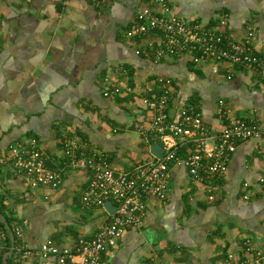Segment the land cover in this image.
<instances>
[{"label":"crops","instance_id":"crops-1","mask_svg":"<svg viewBox=\"0 0 264 264\" xmlns=\"http://www.w3.org/2000/svg\"><path fill=\"white\" fill-rule=\"evenodd\" d=\"M148 1L0 0V154L34 137L46 165L61 175L58 187H31L12 162L0 163V199L15 236L10 264H60L56 255L35 249L47 239L71 248L107 219L108 212L82 202L90 172L64 154L63 139L72 136L86 151L100 152L115 170L152 157L153 111L142 97L158 93V76L171 78L172 112L193 105L216 131L235 117L264 128V83L256 73L227 60L194 63L188 53L155 60L143 49L148 41L158 44L159 34H125ZM169 4L190 21L215 24L226 15L228 37L252 29L254 47L264 51V0ZM115 86L118 92L103 93ZM263 176L264 135L238 141L225 173L210 184L194 181L183 164H171L166 198H145L140 224L106 247L100 264H228L264 251ZM0 242L2 250L1 227Z\"/></svg>","mask_w":264,"mask_h":264},{"label":"built area","instance_id":"built-area-1","mask_svg":"<svg viewBox=\"0 0 264 264\" xmlns=\"http://www.w3.org/2000/svg\"><path fill=\"white\" fill-rule=\"evenodd\" d=\"M93 1L96 4L104 2ZM226 22V15L215 24L190 21L172 12L169 0H149L136 9L125 34L131 38L159 34L158 44L148 41L143 49L145 54L152 53L155 60L182 53L190 54L194 63L227 60L253 71L264 83V51L254 47L253 30H246L238 39L230 38L224 30ZM136 52H140V49ZM157 80L158 93L143 96L142 103L153 111L148 131L162 146L161 155L140 159L130 170H115L100 152L93 149L86 151L87 146L72 136L64 138V154L90 172L81 195L82 202L108 212L104 201L110 199L115 211L108 212L107 219L91 237L79 238L71 248H60L47 239L35 249L39 255L54 254L60 264H100L104 249L113 245L128 226L140 224L145 214L144 199L166 198L171 164H183L194 181L210 184L216 176L225 173L229 156L236 149L238 141L264 135V128L252 119L231 118L216 131L210 128L193 105L170 111L171 78L160 75ZM118 91L119 87L115 86L103 93L108 95ZM182 148L187 151L184 156L179 154ZM6 161L12 162L16 169L24 173L31 187H58L61 184L60 172L46 165V156L34 137L24 145H10L8 153L0 154V163ZM207 196L212 199V192ZM24 250L30 251L27 248ZM246 250L249 251L248 244ZM249 252L251 257L238 262L229 261L228 264H264V251L257 249Z\"/></svg>","mask_w":264,"mask_h":264},{"label":"water","instance_id":"water-1","mask_svg":"<svg viewBox=\"0 0 264 264\" xmlns=\"http://www.w3.org/2000/svg\"><path fill=\"white\" fill-rule=\"evenodd\" d=\"M149 149H150V152L157 157L160 156L162 153V146L160 145L158 141H154L153 143H151ZM104 206L109 213H113L115 211V206L114 204H112L110 199H106L104 201ZM0 221L5 226L8 232L9 241H10L9 249L3 253V263L10 264L9 258L11 257L14 246H15V236H14V232L11 228L10 223L8 222L6 216L3 214L2 211H0Z\"/></svg>","mask_w":264,"mask_h":264},{"label":"trees","instance_id":"trees-1","mask_svg":"<svg viewBox=\"0 0 264 264\" xmlns=\"http://www.w3.org/2000/svg\"><path fill=\"white\" fill-rule=\"evenodd\" d=\"M0 211H2L4 213V215L6 216L7 220L9 221V223L11 224L12 223V220H11V216L7 215V213L5 212V205L2 201V199H0ZM0 227L2 228L4 234H5V241H6V246L0 250V258L2 257V254L3 252L8 249L9 247V238H8V232L7 230L5 229L3 223L0 221ZM11 258H9L10 260Z\"/></svg>","mask_w":264,"mask_h":264}]
</instances>
